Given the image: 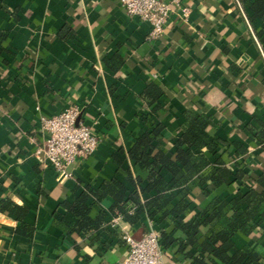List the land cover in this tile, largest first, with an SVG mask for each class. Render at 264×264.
I'll use <instances>...</instances> for the list:
<instances>
[{"label":"crops","instance_id":"0c3cea01","mask_svg":"<svg viewBox=\"0 0 264 264\" xmlns=\"http://www.w3.org/2000/svg\"><path fill=\"white\" fill-rule=\"evenodd\" d=\"M183 1L192 8L188 20L172 12L163 35L151 40V24L129 15L120 0H0V29L10 34L9 51L0 52V264H120L128 253L126 231L136 240L150 229L185 240L171 217L142 213L131 224L113 214L111 197L92 206L90 215L104 212L105 224L91 234H68L60 222L63 203L81 191L114 177L126 181V168L147 177L134 160L119 166L114 156L130 150L150 118L164 124L160 146L172 153L185 113L209 116L208 135L218 142L207 152L211 160L223 155L233 171L264 173V51L256 36L262 21L252 24L239 0ZM150 81L164 89L157 112L142 98ZM70 106L80 108L79 121L100 142L71 167V178L60 180L36 151L45 140L41 117ZM163 175L172 179L167 170ZM241 188V181L210 183L208 192L194 186L185 219ZM5 199L28 209L31 235L18 233L16 215L2 209ZM234 241L264 256V214ZM189 249L175 244L163 248V257L169 264H198Z\"/></svg>","mask_w":264,"mask_h":264},{"label":"trees","instance_id":"16d2710c","mask_svg":"<svg viewBox=\"0 0 264 264\" xmlns=\"http://www.w3.org/2000/svg\"><path fill=\"white\" fill-rule=\"evenodd\" d=\"M252 24L257 19L262 27L256 30L258 42L264 51V0H239ZM9 32L0 29V52L9 51ZM164 89L155 81H150L142 94L148 106L157 112L161 108L159 100ZM186 126L180 136L175 138L176 150L169 153L160 143L163 140L165 126L157 119H149V127L135 138L129 151L121 149L115 154L119 166L124 165V158L135 161L147 172V177L127 170L126 181L119 177L104 181L98 188H88L76 194L72 201H65L66 213L60 222L68 234H91L105 224V213L96 217L90 215L92 206L100 204L106 197L113 203L110 211L128 217L131 224L140 220L146 213L151 219L159 215L164 220L168 217L176 223V227L186 234L185 240H178L166 232H161L162 248L179 244V251H185L188 257L198 264H264V256L253 247L238 248L234 235L241 231L249 233L253 222L264 214V173L259 176L248 174L242 168L233 171L225 162L223 155L214 161L208 153L213 154L218 142L210 137L208 129L214 123L211 117L185 113ZM264 139V132L262 135ZM238 152L243 147L236 144ZM171 173L167 180L163 171ZM241 181L242 188L231 198H216L205 210L196 213L186 220L184 216L190 211L189 195L196 185H201L208 192V185H231ZM146 193H154L143 200ZM179 197L178 202L172 203ZM93 199V200H92ZM2 209L16 215L20 222L19 234L31 235L33 227L25 222L27 208L11 200L2 201ZM203 226H209L206 233Z\"/></svg>","mask_w":264,"mask_h":264},{"label":"built area","instance_id":"2783aa9c","mask_svg":"<svg viewBox=\"0 0 264 264\" xmlns=\"http://www.w3.org/2000/svg\"><path fill=\"white\" fill-rule=\"evenodd\" d=\"M131 16H139L151 24L148 38L158 39L164 31L172 12L178 10L182 19L188 20L192 8L183 0H120ZM80 108L67 107L53 116H42L45 134L43 145L36 151L42 156V165L53 169L58 179L73 176L72 166L93 154L99 146V138L91 127L79 121ZM128 253L120 264H169L163 257L160 233L150 229L143 238L136 240L130 231L124 233Z\"/></svg>","mask_w":264,"mask_h":264}]
</instances>
